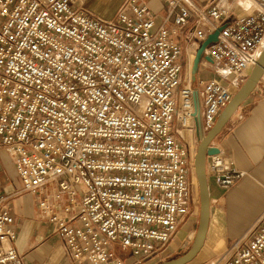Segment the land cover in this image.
<instances>
[{
    "label": "built area",
    "instance_id": "obj_1",
    "mask_svg": "<svg viewBox=\"0 0 264 264\" xmlns=\"http://www.w3.org/2000/svg\"><path fill=\"white\" fill-rule=\"evenodd\" d=\"M163 2L158 23L137 0L109 18L82 0H0V150L21 184L0 190V264H24L10 204L19 193L61 239L63 264L158 260L191 216L183 132L205 134L246 79L264 44V0ZM220 25L203 51L212 62L199 63L215 76L184 85L174 35L196 49ZM243 174L225 153L208 156L207 182L227 188ZM207 264H264V209Z\"/></svg>",
    "mask_w": 264,
    "mask_h": 264
},
{
    "label": "crops",
    "instance_id": "obj_2",
    "mask_svg": "<svg viewBox=\"0 0 264 264\" xmlns=\"http://www.w3.org/2000/svg\"><path fill=\"white\" fill-rule=\"evenodd\" d=\"M86 1L100 8L98 15L104 18L112 16L114 8L117 10L124 2V0ZM193 1L202 8L208 7L211 2ZM137 2L144 3L158 23L167 16V7L163 0ZM174 39L182 44L183 36L176 34ZM204 65L198 68L197 80L215 76L213 70ZM205 71L210 72L209 77L201 78L199 74ZM211 145L230 156L234 166L244 174L227 188H222L213 181L207 182L209 198L207 229L202 248L195 257L202 255L208 260L213 258L214 251L217 253L219 248L228 247L249 228L264 209V74L211 141ZM4 153L0 152V190L8 193L19 190L21 184L10 157ZM10 204L12 227L16 232L15 244L24 254V264H63V243L53 232L51 224L39 218L33 196L19 193L12 198Z\"/></svg>",
    "mask_w": 264,
    "mask_h": 264
},
{
    "label": "water",
    "instance_id": "obj_3",
    "mask_svg": "<svg viewBox=\"0 0 264 264\" xmlns=\"http://www.w3.org/2000/svg\"><path fill=\"white\" fill-rule=\"evenodd\" d=\"M224 25V24H223ZM223 25L218 26L213 31L209 32L204 39L199 41L198 46L194 51V56L191 61L190 67V79L191 81L196 80V73L199 68L200 60L203 58L212 62L211 58L207 54H203L204 49L211 43L217 40L218 31ZM264 72V44L258 55V58L251 68L246 79L241 83V85L234 92L227 104L220 110L217 115L214 124L199 137V142L194 154L193 166L195 177L198 187V219L195 225V231L188 247L181 253L165 258L155 264H186L190 262L200 251L206 229L209 216V198L207 190V179H206V157L219 152V148L212 146L211 141L214 137L221 131L222 127L230 119L235 110L239 107L241 102L248 96V94L253 90L256 83L260 79ZM193 103H194V115L198 119V104L195 96V91L193 92ZM197 127V135L200 132Z\"/></svg>",
    "mask_w": 264,
    "mask_h": 264
},
{
    "label": "rangeland",
    "instance_id": "obj_4",
    "mask_svg": "<svg viewBox=\"0 0 264 264\" xmlns=\"http://www.w3.org/2000/svg\"><path fill=\"white\" fill-rule=\"evenodd\" d=\"M82 1H83V3H82L83 6L88 11H90V12H92L94 14H97V15L99 14L100 11H98V10H100V8H98V7L94 6V5H91L90 2H89L90 4L87 3L86 0H82ZM115 10H116V7L114 8V11L112 12L111 15H113L115 13ZM186 40L187 39H184V37H183L182 44H180L181 45V49H182V61H183V63L185 61L187 62L188 54L191 53L193 55L194 51H195V49H194L195 45L191 44V43H188V41H186ZM204 66L208 67V68H211L209 66V64H205ZM186 67H187V65L185 66V68H183L182 83H183ZM209 75H210L209 71H205V73L203 72V73L199 74V76L201 78H208ZM196 80H197V78H196ZM195 81H191V82L194 84ZM183 135L185 137V139H184L185 140V145L187 147H189V155H190V160H191V153H193V154L195 153L197 145H198V142H199V137H198L197 133L194 132V131H193V135L192 134L186 135L184 132H183ZM0 152L4 153V151H2V150H0ZM192 167H193V163H192L191 170H190V173H191V176H190V180H191V182H190V201H191L192 207H193L192 208V214L183 223V225L179 229L178 233L176 234V236L174 237V239L170 243L168 249L166 250V253L160 259L153 260V261L147 262L145 264H155V263H157L159 261L164 260L167 257H170V256H173V255H176L178 253L183 252L188 247V245H189V243H190V241L192 239V235L194 234L195 225H196V222H197V219H198V209H199L197 182H196L194 170H193ZM10 193L11 192H8L6 194H10ZM224 250H225V248H219V251L217 253L215 251L213 252V253H215L213 258H211V259L209 258V259L210 260L214 259L218 255H220ZM208 253L211 254L210 251H208ZM205 258L206 257H204L202 255H199V256L195 257V259H193L192 261L188 262L187 264H207L209 260L205 259Z\"/></svg>",
    "mask_w": 264,
    "mask_h": 264
},
{
    "label": "bare ground",
    "instance_id": "obj_5",
    "mask_svg": "<svg viewBox=\"0 0 264 264\" xmlns=\"http://www.w3.org/2000/svg\"><path fill=\"white\" fill-rule=\"evenodd\" d=\"M193 56H194V54L192 55L191 53H189L188 54V58H187V67H186V69H185V74H184V79H183V84L184 85H187L188 83H189V78H190V67H191V61H192V58H193ZM191 60V61H190ZM263 74H264V72H263ZM184 133L186 134V135H188V134H192L193 135V130H192V128H186L185 129V131H184ZM202 135L203 134H199V136L198 137H202ZM196 152V151H195ZM195 154V153H194ZM194 154L193 153H191V166H192V163H193V159H194ZM193 168V170H194V166L192 167ZM194 174H195V172H194ZM196 178V177H195ZM195 182V181H194ZM197 182V181H196ZM197 189H198V187H197ZM193 236V235H192Z\"/></svg>",
    "mask_w": 264,
    "mask_h": 264
}]
</instances>
